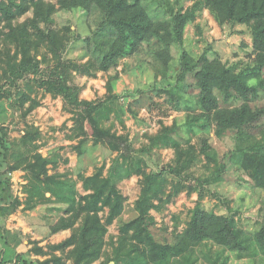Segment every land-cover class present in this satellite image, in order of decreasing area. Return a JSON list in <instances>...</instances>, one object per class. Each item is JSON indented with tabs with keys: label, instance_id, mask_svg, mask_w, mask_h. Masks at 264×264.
<instances>
[{
	"label": "trees",
	"instance_id": "16d2710c",
	"mask_svg": "<svg viewBox=\"0 0 264 264\" xmlns=\"http://www.w3.org/2000/svg\"><path fill=\"white\" fill-rule=\"evenodd\" d=\"M187 1L192 2L187 5ZM160 2L171 13L170 18L155 19L143 0H57L56 3L0 0V103L12 97L16 89V103L27 116L40 105L20 85L22 80L31 79L53 97L62 98L64 107L73 113L75 125L93 120L91 138L83 136L74 145L78 156L83 155L89 140L94 146L100 144L117 152L109 164L104 161L91 175L79 173L85 194L77 188L78 179L67 171L57 170L60 153L44 156L35 150L31 155L16 154L8 172L23 169L28 173L24 207L34 209L50 201L59 204L63 215L50 233L71 229V235L47 245L50 257L33 260L24 253L16 255L14 251L13 255L16 248L0 229V239L4 242V247L0 248V264H67V260H71V264H93L104 256L109 225L116 220L120 222L119 233L109 239L113 254L105 257L102 264H196L192 257L195 247L209 240L241 254H255L259 250L264 253V224L252 234L239 225L235 215L201 210L203 190L223 179L229 163L248 172L254 186L264 191V59L257 58L252 51L248 53L250 61L237 59L230 63L220 55H211V45L196 58L184 47L188 24L197 23L205 9L219 26L229 25L234 33H242L244 29H236V26H243L253 41L264 44V0ZM59 9L84 10L91 16L90 34L73 36L71 25L55 26L54 15ZM30 11L32 16L19 20ZM73 37L86 42L88 57L85 61L63 58L61 48ZM144 44L151 49V62L157 72L170 69L173 45L182 48L175 83L157 89L159 94L165 93L166 100L179 106L189 91H196L200 111L189 112L186 125L189 132L200 136L199 146L192 144L190 137L187 139L194 154L181 170L168 165L147 171L146 160L134 154H150L155 148L165 146L180 147L172 138L178 132L177 122L162 124L156 134H147L148 142L138 150L133 148L127 134L113 130L116 120L124 122L121 96L116 91V82L121 78L119 66L124 57L139 53ZM43 64H48L49 69L44 70ZM99 72L107 74L104 96L95 100L81 98L82 86L75 81L76 74L97 77ZM0 127V157H7L9 133ZM228 129L235 133L236 144L220 157L210 143L211 133L220 137ZM40 137V129L30 124L21 141L35 143ZM201 156L202 167L210 171L208 175H197L192 170ZM51 169L56 171L50 172ZM133 175L141 176V191L130 217L124 220L126 197L119 183ZM169 175L178 176L180 180H173ZM199 186V201L182 231L176 226L169 233L167 226H157L153 209L163 210L181 191L187 189L190 194L198 191ZM209 192L217 195L211 189ZM0 204L4 206L0 208V218L21 205L14 196L10 177H5L1 170ZM32 250L48 254L38 243H34ZM214 264H219L218 260Z\"/></svg>",
	"mask_w": 264,
	"mask_h": 264
},
{
	"label": "rangeland",
	"instance_id": "374dc122",
	"mask_svg": "<svg viewBox=\"0 0 264 264\" xmlns=\"http://www.w3.org/2000/svg\"><path fill=\"white\" fill-rule=\"evenodd\" d=\"M50 1L57 2V0ZM160 1L143 0L155 19L165 20L170 18L171 13ZM191 2L187 1V5ZM30 16H32V11L26 13L19 20L23 21ZM54 17L56 20L55 26L57 27L71 25L74 30L72 32L73 36L76 33L84 36L90 34L91 16H88L84 10L67 11L59 9ZM198 24L201 25L200 28ZM236 29L244 30L242 33H234L229 25L219 26L208 9H205L203 14L198 17L197 23L188 24L184 47L196 58L206 47L211 45V55H220L223 60L230 63L235 62L237 59H242L244 62L250 61L251 58L248 53L252 51L255 53L254 56L264 59V44L253 41L247 29L243 26L237 25ZM86 47L84 40L73 37L65 41L61 52L64 59L73 58L78 61H85L88 57ZM181 49L180 46L173 45L174 58L172 65L165 72H157L151 62V49L145 44L139 53L124 57L119 66L121 78L116 82V91L121 96L120 103L123 108L122 118L124 122L116 120V126L113 130L117 131L118 134H127L133 148L138 150L148 142L147 134H156L162 124L171 125L175 121L179 125L178 132L174 133L172 138L180 143V147L155 148L150 154L134 153L137 156L142 155L146 160L147 171L160 170L168 165L181 170L194 154L188 147L187 139L190 137L191 143L197 147L199 146L200 136L189 132L186 125L187 114L200 111L196 103V91L193 89L189 91L185 96L186 100L182 101L179 106L172 105L166 100L167 95L165 93L159 94L157 91L159 88L175 83ZM42 66L44 70L49 69L48 64ZM32 77L30 76V78ZM106 80L107 74L103 72H99L97 77L84 74H76L75 77V81L82 86L81 98L89 100L104 96ZM189 81H192L191 77ZM20 85L23 89L28 90L40 102V105L27 116H24L23 109L16 103V89H14L12 97L4 99L0 103V126L7 129L10 146L7 157L5 155L0 157L2 162L0 170L5 177H10L14 196L21 202V205L16 206L9 215L0 218V229L3 230L16 251L22 250V253L28 259L44 260L50 257L51 254V251L47 248L48 244L61 242L71 234L66 237V233L61 231L58 232L59 235L50 233L51 227L63 215V210L59 208V204L50 201L38 204L34 209L24 207L27 199L25 187L29 181L28 173L23 169L8 172L9 166L16 160L15 155L18 153L31 155L35 150H38L44 156L58 152L61 159L57 170L59 172L67 171L74 179H78L79 173L91 175L104 161L109 164L117 152L100 144L94 146L92 141L89 140L83 155L78 156L74 145L83 136L91 138L93 120L75 125L73 113L64 107L61 97H53L44 89L39 88L31 79H28V81L22 80ZM220 103L223 106L221 100ZM29 104L30 102L25 107H28ZM188 105L194 109L188 107ZM30 124L40 129L41 137L35 143L23 144L21 137L27 125ZM210 143L222 157L228 150L235 147V133L230 129L226 130L220 137L211 133ZM201 158V161L192 170L197 175H208L210 171L202 167L204 164L203 156ZM65 159H68V161L65 162ZM54 171L56 170H50V172ZM169 178L176 181L180 180V177L174 175H169ZM186 183L189 184L188 181ZM77 188L82 194L86 193L82 181L79 179ZM119 188L126 197V207L122 217L125 220L130 217L135 200L140 194L141 176L133 175L124 179L119 183ZM200 188L199 186L198 191H193L190 194L185 189L176 195L163 210L153 209L152 214L157 220V226H167L169 233L176 226L182 231L190 221L194 207L199 201ZM209 189L216 192L217 195L210 193ZM209 189L206 187V190H203L202 211L214 210L219 213L235 215L239 225L252 234L264 224V191L255 187L249 173L237 164L229 163L223 174V179L209 186ZM47 196H50V193H47ZM2 206L0 204V208ZM106 214L107 210L102 213L103 217ZM200 215L202 213H199ZM119 224L120 222L116 220L109 225L108 244L104 256L93 264H102L105 257L113 254L109 239L111 236L118 235ZM34 243L42 246L48 254H38L32 250ZM2 247H4V242L0 239V248ZM55 253L61 255L60 251ZM192 257L196 260V264H214L215 260H218L219 264L221 262L223 264H264V253L261 250L255 254H241L211 240L197 245ZM67 264H71V260H67Z\"/></svg>",
	"mask_w": 264,
	"mask_h": 264
},
{
	"label": "crops",
	"instance_id": "0c3cea01",
	"mask_svg": "<svg viewBox=\"0 0 264 264\" xmlns=\"http://www.w3.org/2000/svg\"><path fill=\"white\" fill-rule=\"evenodd\" d=\"M24 231V230H23ZM61 232H64V233H66L65 235H66V237L67 236H69L70 234H71V230L70 229H64V230H61ZM24 233H26V231H24ZM59 233H60V231H59ZM57 234H58V232H57ZM59 235V234H58ZM55 236V235H54ZM53 236V237H54ZM57 237V236H56ZM14 251H15V253H16V255L18 254V253H22V250H13V252H12V254L13 255H15L14 254ZM30 257V256H29ZM31 258V257H30ZM32 259V258H31ZM14 260H16V258H14Z\"/></svg>",
	"mask_w": 264,
	"mask_h": 264
}]
</instances>
